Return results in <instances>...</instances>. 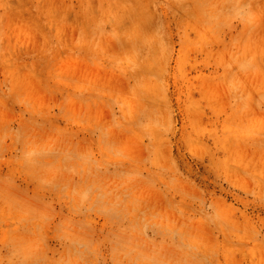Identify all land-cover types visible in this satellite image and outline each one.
Returning <instances> with one entry per match:
<instances>
[{"label": "rangeland", "instance_id": "1", "mask_svg": "<svg viewBox=\"0 0 264 264\" xmlns=\"http://www.w3.org/2000/svg\"><path fill=\"white\" fill-rule=\"evenodd\" d=\"M0 264H264V0H0Z\"/></svg>", "mask_w": 264, "mask_h": 264}]
</instances>
